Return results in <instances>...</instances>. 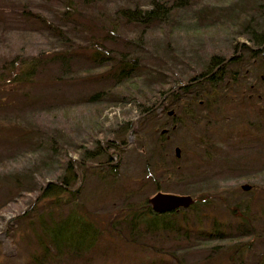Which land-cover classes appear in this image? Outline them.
I'll list each match as a JSON object with an SVG mask.
<instances>
[{"label":"trees","instance_id":"trees-1","mask_svg":"<svg viewBox=\"0 0 264 264\" xmlns=\"http://www.w3.org/2000/svg\"><path fill=\"white\" fill-rule=\"evenodd\" d=\"M127 27L153 28L171 55L173 35L200 38L199 48L186 52L192 57L188 76L181 78L177 73H162L146 65L145 58L151 57L145 56L147 51L140 42L126 37ZM180 44L185 41L181 39ZM237 46L242 47L240 56L246 57H231L225 62L230 57L227 53H235ZM77 60L81 70L75 71L74 80L94 83L92 86L99 90L67 105L59 90L63 78L70 79L68 65ZM218 63L221 68L208 75ZM256 69L263 74L256 76ZM263 75L264 0H0V94L20 93L28 100L32 89L43 81L53 90L44 93V110L35 114L33 131L29 132L27 125L9 124L14 129L12 134L22 139L31 136L39 154L43 156L45 150L53 155L49 161L44 156L35 157L31 169H24L20 162L4 177L11 186L12 199L34 195L15 219L23 232L25 264H88L93 253L103 255L105 247L112 248L116 239L131 251L140 248L158 254L159 260L145 264H264V252L255 247L259 231L251 216L250 189L237 187L234 192L223 185L200 194L191 191L193 202L187 208L154 213L145 200H133L131 190L118 183L117 166L124 143L121 131L136 132L140 137L137 126L126 120L103 129L105 119H100L106 108L128 105L139 111V126L145 119L171 126L166 111L172 91L198 92V100L200 95L214 99L205 108L209 112L215 110V104L222 106L217 111L229 104L234 111H253L258 121L256 135L264 139V104H260L264 98ZM204 76L207 78L199 84L181 87L192 82L191 78ZM162 97L163 104L156 108ZM223 100L227 103L224 108ZM186 101L178 98L179 103ZM156 109L160 110L156 115L160 120L153 119ZM227 113L211 115L227 125L226 119L231 118ZM240 113L242 118L244 114ZM236 124V141L253 140L252 122L240 120ZM153 125L156 130L157 125ZM115 128L122 130L108 137L105 144L99 143V132L105 134ZM8 134L9 130L1 128L0 137H14ZM229 134L225 132L217 140L215 151H220ZM140 145L146 146L144 141ZM68 153H77L79 158L72 159ZM115 154L116 161L112 158ZM262 170L238 178L237 184L264 174ZM89 174L96 175L103 195L118 199L117 206L104 218L88 211L80 197L82 183ZM79 182L81 186L76 187ZM218 205L234 219L232 224L213 217ZM262 212L264 215V209ZM228 230L237 231L238 236L225 237ZM197 251L203 256L185 263V256Z\"/></svg>","mask_w":264,"mask_h":264},{"label":"rangeland","instance_id":"rangeland-1","mask_svg":"<svg viewBox=\"0 0 264 264\" xmlns=\"http://www.w3.org/2000/svg\"><path fill=\"white\" fill-rule=\"evenodd\" d=\"M21 1L39 3V0ZM185 18L183 17V19ZM195 25L200 27L201 24L196 23ZM75 36L77 37V35ZM160 36L153 31V28L127 27L126 29V37L136 43L140 42L144 50L147 51L145 56L151 57L150 59L145 58L144 63L146 65L162 73H177L181 78L188 76V71L192 70V57L188 53L199 48L200 38L188 37L187 35L181 38L177 37V34L173 35L174 44L171 48L173 55H171V53H167L164 41L163 44L160 42ZM181 39L185 41V44H180ZM237 42L246 43L242 39H237ZM246 44L248 45V43ZM109 46H112V44H109ZM187 51L189 52L186 53ZM228 55L231 57L233 54L228 52ZM216 56L221 55L216 54ZM242 57L244 59L246 55L244 54ZM79 70H81V66L77 60L68 65L67 75L70 79L62 77L64 81L59 92L64 96V102L67 105L74 104L78 98L88 97L99 90V87L92 86L94 83L88 84L75 81L74 73L75 71L79 72ZM255 74L258 76L263 73H259L256 69ZM49 91L53 90L48 82L44 83L43 81L38 88L32 89L28 100L21 98L20 93L16 95L12 92L5 93V95H3L4 93L0 94V130L6 128L10 132L8 135H11V131L14 129L10 128L9 124H14L17 126L27 125L29 127L27 130L29 132L33 131L32 128L36 125L34 117L37 116L36 113L44 110V93ZM154 96L156 100L159 97L158 94ZM223 102L224 108L226 101L223 100ZM260 104H264V98L260 101ZM215 105V110L212 112L202 111L200 115L196 112H189L186 114H190V116L179 115L180 122L173 130L170 128V123L165 122L166 124H164L156 117L157 111H155L153 119L160 121L150 123V120L145 119L143 125L139 126L140 116L136 108L128 105L110 106L103 110L100 115V119H105L103 129L111 128L115 122L131 120L137 126L140 137L136 132H126L121 131L122 128H115L106 131L107 136L99 132L97 135L98 141L105 144L108 137L121 131L124 143H121L122 153L117 166L120 175L118 183L124 189L131 190L133 200H146L156 191L178 194H189L191 191H197L196 194H200L202 190H212L223 185L234 190V192L241 185L249 186L247 190L252 191L253 202H251V208L254 211L251 216L254 217L256 223L254 225L259 231L255 247L256 250L264 252V215H262V209H264V174L261 173L250 181L243 180L238 184L236 182L238 178H242L249 173H257L262 169L264 172V139L263 136L259 139V136L256 135L259 133L255 130V124L258 121L253 115V111L248 108H240L239 111H234L232 110L233 106L229 104L220 112L217 111V108L222 107L221 104L219 106ZM124 111L128 112L125 113ZM225 112L231 115V118L226 119L227 125L217 117L212 118L213 115L211 114ZM240 112L244 114L242 118H240ZM69 114L78 116L75 111H70ZM71 120L73 121L72 118ZM240 120L252 122L253 140L242 143L236 141L234 137L235 128L238 126L236 122ZM153 124L157 125L156 130L152 128ZM162 129H165V132L161 134ZM228 131L230 134L225 137L220 149H218L220 151H215L213 149L214 144H217V140ZM12 136L14 137H0V264H25L26 247L21 242L23 232L17 226L15 219L20 211L27 209L28 202L34 195L29 194L26 198L12 199L9 194L11 186L9 182L4 181V177L11 173L20 162L23 163L24 169H31L35 157L39 156L41 158L44 156V160H48L53 155L45 150L44 153H46H43V156L39 154L38 148L34 147L31 136H27L26 139H22L21 136L16 134H12ZM78 139H80L79 135ZM143 141L146 145L144 147L140 145ZM176 147L178 148L177 157L174 153ZM160 150H163L162 154ZM66 155L75 160L79 158L77 153ZM112 158L116 161V154ZM195 171L198 174L194 175L193 172ZM181 173L184 176L180 177ZM98 182L95 174L87 175L82 183L83 188L80 197L86 204L88 211H93L100 217H105L117 206L118 199H115V201L114 196L111 194L103 195L98 189ZM78 186H81V182L76 187ZM244 196L248 197L249 195L245 194ZM213 217L223 223L232 224L234 222V219L227 216L226 211L220 205L214 209ZM226 234L225 237L238 236V232L232 230L226 231ZM121 243L120 240H114L112 248L107 245L103 255L101 253L99 255L97 252L93 253L87 263L145 264L151 259L159 260L158 254L152 255L151 252L140 248L131 251L120 245ZM202 256L201 252H192L190 255L185 256V263L198 260ZM162 257H165V255H162ZM62 264L82 263L80 261H70Z\"/></svg>","mask_w":264,"mask_h":264},{"label":"flooded vegetation","instance_id":"flooded-vegetation-1","mask_svg":"<svg viewBox=\"0 0 264 264\" xmlns=\"http://www.w3.org/2000/svg\"><path fill=\"white\" fill-rule=\"evenodd\" d=\"M241 50H242V47L241 46H237L236 49H235V53H233V55L231 57L232 58H234V57H240ZM220 68H221V63H218L217 66H214V68L212 69V71L208 72V75L212 76ZM210 76H208V77H210ZM206 78H207V76H204V77H202L200 79L191 78L190 81H192V82L186 83V84L182 85L181 87L190 86V85H192L194 83L199 84V82H203V80L206 79ZM253 80H255V78H253ZM201 86L203 88V85H201ZM197 95H198V92H196V93L189 92V93H186V94H178V93H175L174 90L172 91V93H171V96H172L171 97V101L168 104V108L169 109L166 111L167 116L170 117L171 118V121H172V124L170 126V128L172 130L176 127V124L175 123L176 122H180L179 115L183 114V115L190 116V114H186V113H189V112H196V113H198L200 111L201 112L202 111H208V110H205V108L207 107V104L209 103L208 101H210L212 103L214 102V99H208L206 97V95H200V98L201 99L198 100L197 97H196ZM163 98H165V97H162V99L157 104L156 108H158L159 106H161L163 104V101H164ZM178 98H180V99H186L187 101L186 102H183V103H179L178 102ZM195 99H197V102H195ZM212 103H211V105H212ZM193 104L196 107H194ZM190 107H192V108H190ZM156 111L159 112L160 110L159 109H156ZM160 132H161V134L164 133L165 132V129H162Z\"/></svg>","mask_w":264,"mask_h":264},{"label":"water","instance_id":"water-1","mask_svg":"<svg viewBox=\"0 0 264 264\" xmlns=\"http://www.w3.org/2000/svg\"><path fill=\"white\" fill-rule=\"evenodd\" d=\"M231 57L227 58L225 62H228ZM175 156L178 155V148H174ZM241 189L247 190L249 186L241 185ZM44 188V187H43ZM264 191V186H263ZM147 206L154 213H165L174 211L177 209H185L192 204L193 198L189 194H178L172 192L156 191L154 194L146 198Z\"/></svg>","mask_w":264,"mask_h":264}]
</instances>
